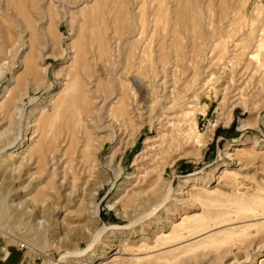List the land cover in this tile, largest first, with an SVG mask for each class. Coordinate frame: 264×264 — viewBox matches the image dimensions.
I'll use <instances>...</instances> for the list:
<instances>
[{
	"label": "rangeland",
	"instance_id": "1",
	"mask_svg": "<svg viewBox=\"0 0 264 264\" xmlns=\"http://www.w3.org/2000/svg\"><path fill=\"white\" fill-rule=\"evenodd\" d=\"M19 165L0 264H264V0H0Z\"/></svg>",
	"mask_w": 264,
	"mask_h": 264
},
{
	"label": "bare ground",
	"instance_id": "2",
	"mask_svg": "<svg viewBox=\"0 0 264 264\" xmlns=\"http://www.w3.org/2000/svg\"><path fill=\"white\" fill-rule=\"evenodd\" d=\"M21 118V115L20 117ZM20 121L19 120L18 122V125H19V128H18V132H17V135L16 137H14L16 140L19 138L20 136ZM14 141V140H13ZM15 142V141H14ZM11 146V144H10ZM29 147V146H28ZM242 147L240 148H237L236 147V150H241ZM245 149V148H244ZM235 151V150H234ZM242 151V150H241ZM18 152V151H17ZM17 157L18 158V154H14V157ZM11 157V156H10ZM15 159V158H14ZM9 165V164H7ZM11 165V163H10ZM12 166V165H11ZM4 169V167H3ZM13 169V168H12ZM11 170V168H10ZM9 170V171H10ZM15 171V169H14ZM14 171H10V175H8L7 177L10 178L8 180L9 183H7L6 186H2L0 184V218L2 219H10L12 223L14 224H22L24 227H37V225L40 224V222L37 220L38 217H43V215H45V212H46V207H38L39 205L37 204V201H34L32 200L30 197H28V191L26 190V186H24L23 188H21L20 190H16V189H13V186H17V183L15 184V179H18L19 177H21V174L20 172L22 173V166L17 168V170L14 172ZM231 171V169H230ZM230 171L226 170V169H223V171L221 172V174H226V173H230ZM1 176V175H0ZM10 176V177H9ZM17 181V180H16ZM18 182V181H17ZM21 182L19 183L18 182V185H20ZM191 187V186H190ZM190 189V188H189ZM195 190L197 189L194 184L192 185L191 187V190ZM16 190V191H14ZM13 191V192H11ZM193 214H181L182 217H181V221H179L177 223V225H181V223H184V222H187L188 219L190 218H194V219H197L198 218V214H201V213H194L192 212ZM203 216V215H202ZM192 220V219H191ZM190 221V220H189ZM192 222V221H191ZM189 223V222H188ZM176 225V223L174 224ZM173 225V226H174ZM190 225H194L193 223L190 224ZM182 226V225H181ZM187 226V225H185ZM197 226V225H196ZM175 227V226H174ZM189 227V226H187ZM195 226L192 227V229L194 228ZM173 228V227H172ZM177 228V227H175ZM173 228V229H175ZM180 228V227H179ZM190 229V228H189ZM195 229V228H194ZM191 230V229H190ZM190 232V231H189ZM207 232V231H206ZM162 233V232H161ZM172 233V232H170ZM166 234V233H165ZM169 234V233H168ZM184 234V233H183ZM164 235V234H163ZM177 235V233H176ZM169 238V236H167ZM166 238V237H165ZM178 238H179V234H178ZM118 253V252H117ZM134 255V254H133ZM112 256L115 257V254H112ZM111 258L113 259L114 257ZM116 258V257H115ZM118 259V258H117ZM111 263H113L111 261ZM116 263V262H114ZM261 263V260L259 262V264Z\"/></svg>",
	"mask_w": 264,
	"mask_h": 264
}]
</instances>
